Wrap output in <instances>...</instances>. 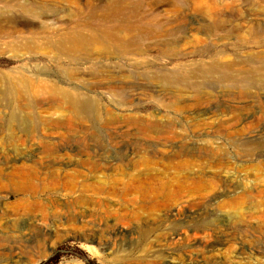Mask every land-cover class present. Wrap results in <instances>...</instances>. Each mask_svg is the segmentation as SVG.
<instances>
[{"label": "rangeland", "instance_id": "obj_1", "mask_svg": "<svg viewBox=\"0 0 264 264\" xmlns=\"http://www.w3.org/2000/svg\"><path fill=\"white\" fill-rule=\"evenodd\" d=\"M104 1H10L41 6L47 16L41 21L1 3L0 13L1 18L23 20L34 29L45 23L52 28L48 35L58 40V31L89 22L87 13L93 10L86 7L87 2ZM146 1L154 3L157 12L174 3L185 7L190 3ZM251 1L226 0L225 15L248 20L247 15L255 21L256 17L246 14ZM78 7L85 14L76 15ZM174 18L162 14L160 20ZM204 23L201 13H190L172 34L142 41L148 45L145 55L131 60L94 45L89 51L92 64L84 62L82 54L63 55L39 39L33 40L32 49L17 40L0 39V264H264V88L244 80L253 68L264 73L260 62L264 43L262 47H235L236 38L225 36L209 55L220 51L225 63L237 62L236 88L229 92L228 83L200 86L202 80L191 73L208 59L204 47L195 42V38H205L196 29ZM102 25L113 26L91 20L92 28ZM179 75L184 77L177 82ZM160 76L171 78L167 82ZM52 87L57 88L54 95H41V90ZM66 94L95 99L103 118L93 122L75 117L65 105ZM81 139L91 146L101 142L100 156L109 155L104 148H109V141H159L158 147L163 148L148 154L161 178L174 183L178 174L168 164L179 146L201 147L203 139H209V147L219 149L211 158L193 152L188 158L174 159L191 161L186 170L190 180L184 182L188 191L143 204L133 202L132 193H113L109 180L118 171L115 165L91 174L81 164L87 158ZM166 141L174 147H164ZM163 154L171 158L160 159ZM144 181L152 183L153 179Z\"/></svg>", "mask_w": 264, "mask_h": 264}, {"label": "bare ground", "instance_id": "obj_2", "mask_svg": "<svg viewBox=\"0 0 264 264\" xmlns=\"http://www.w3.org/2000/svg\"><path fill=\"white\" fill-rule=\"evenodd\" d=\"M10 1H12V0H0V3L6 7L12 6V7L18 8L23 13L31 15L32 18H34L35 20H38V21H41L47 17V16H44V14L42 13L43 10H42L41 6H39V5L32 4V3H29V4H18L17 3V5H16V4H11ZM245 1H249V0H245ZM104 2H105V4H102V3H95L94 4V3L87 2L86 7L88 5L89 7H91V10H93V12L89 11L87 13L89 15L88 16L89 22L85 23V25L76 24L74 27L69 26L68 28H64L63 29L64 31H58L57 33H55L56 35L59 36L58 40L55 37L48 35V34H51L52 28L47 26L45 23L40 24L38 29H34V28L30 27L31 24H29L23 20H18V19L9 20V18L8 19L1 18L2 15L0 13V39L1 38L4 40L5 39H12L13 41L17 40L19 43H21V45L23 47H25L27 49H32V47H33L32 45L35 44V42H36L33 40L39 39V40H42V42L46 43L47 45L49 44V45L57 48L59 50V52L63 55L75 57L77 55L82 54L83 55V61L87 62V63H91V64L93 62V58H92V55L89 53V51L92 48V46H94V45H101L104 51H106L107 53H111V54H117L118 58L124 57V58L131 60L132 59L131 57H134V56L137 57V56H144L145 55V50L148 49V45L146 46L145 44H142V41L147 40V39L160 38L162 36L170 35L177 29V27H179L181 25V21L182 22L185 21V18L190 13H192V14L193 13H201L204 16L206 23L201 24L196 29L200 32H203L205 34V38H202V37L195 38V42H196V44H200V45H202V47H204L203 53H208L207 54L208 59L205 63L203 62L205 60H202V62L204 64H202V62H201L202 65H199V66H197L196 69H193V71L191 73L192 77H194V79H195V77H197L198 80L199 79L202 80V83L200 82L201 83L200 86L201 85L206 86L207 84H214L215 85L217 83H222V84L228 83L227 84L228 86L225 88H228L229 92H232L236 88L235 84H236V82L239 81V78H237L238 76L236 77V74L234 73V71L236 70L235 68L237 67L238 64L235 60L225 63L224 62L225 59L223 58L225 56L224 55L222 56L220 51L214 52V53L212 52L213 54H211V56H210L209 51L213 50V49H211L213 47V45L217 44L218 41L226 38L225 36L229 37V35H232L236 38L237 41L233 44L235 47H237L238 45H241V46L242 45H246V46L247 45H251V46L253 45V46L262 47L263 43H264V39H263L264 37L262 35L264 33V0L251 1V6L249 7V12H246V14L256 17L255 21L249 20V18H248L249 16H247V15L245 18L248 20H242V19H238V20L236 19L235 20V19H230L229 17H227L225 15V11H224L225 8L223 9V6L226 5L225 4L226 0H189L190 3L187 7L182 6V5H178L177 3H174L173 5L170 6L169 9H166L163 11H158V12L153 5L154 3L152 4L146 0H142V1L141 0H134V1L133 0H106ZM156 6H157V4H156ZM230 6H231V4H227V8L234 10V6H232V7H230ZM77 10H78V12L76 13ZM246 10H244V11H246ZM76 11H75L76 15L77 14H85V11H83L79 7L76 9ZM162 14L173 15V16H175V18L171 22L170 21L161 22L160 19L162 17ZM258 17H260L261 19L257 20ZM93 19H96V20L101 19L102 21H104L108 25H109V23H112L113 26L109 27L106 25H102L99 28H92L91 20H93ZM235 23H237V25H235ZM86 29H88V30H86ZM219 33H224V35L220 37ZM6 43H7V41H6ZM14 43H16V42H14ZM223 45H225V44H223ZM216 47H215V49H216ZM164 48H165L164 46L160 47L162 54L164 53ZM227 48H228V46H227ZM196 51H198V50H196ZM258 53H259V51H258ZM224 54H225V52H224ZM263 57H264V55L261 56L260 62L264 64V58ZM228 59H229V57H228ZM236 60H238V59L236 58ZM238 62H240V61H238ZM249 63H247V64H249ZM261 68H263V67H261ZM237 70L240 71V69H237ZM91 71H92V69H91ZM197 71L200 74H198ZM245 71L246 70H244V72ZM249 71H250V73L251 72L252 73L251 74H248V72H247V74L245 73L246 75L244 76V80L247 79V81H249L250 84H255V85L257 84L258 86L264 88V79H263L264 77L262 78V76H264L263 75L264 73H262L263 70L262 71L260 69L254 70V68H253L252 71L251 70H249ZM70 72H71V70H70ZM70 72H68V73H70ZM71 75H73V74H71ZM143 76H145V75H143ZM160 77L162 78V80L167 81V82L171 78V77L168 78V76L165 78H164V76H160ZM183 77L184 76H181V75L176 77L177 82L183 80ZM194 84H196V83H193V85ZM245 85H246V83H245ZM97 86H93V87H97ZM219 87H220V85H219ZM31 89H32V87H31ZM56 89H54L53 87L50 89H43V90H41V95L42 94L54 95L56 93ZM247 89L248 88L245 87L242 90H244L243 92H246ZM59 90H57V91L60 92L61 90L60 91ZM39 91H40V89H39ZM64 93H66V92H64ZM246 95H249V94H246ZM50 97H52V96H50ZM37 99H40V98H37ZM64 99L63 100L65 102V105H67L69 107V109L72 110L75 117H77L79 119L89 120V121H93V122H99L100 118L102 117L100 115L101 114L100 111L102 108H100L99 104L97 103V101L95 99H90V98L87 99V98H82V97H71V96L69 98V95H67V94L64 96ZM49 100H50V98H49ZM51 101H52V99H51ZM43 102H44V100H43ZM57 102H59V101H57ZM29 106H30V104H29ZM107 115H109V113H107ZM14 117L17 120H20V116H18L17 114H15ZM37 119H39V118L37 117ZM21 121L22 120L18 121V123H20ZM31 121H33V120H31ZM108 123H109V118H108ZM39 124H41V123H39ZM70 124L68 123V125H70ZM95 125H96V123H95ZM163 126H161V127H163ZM78 127H80V126H78ZM165 128L166 127H164V129ZM74 129H76V128H74ZM74 129H73V131H74ZM82 129H80V130L82 131ZM97 129H98V127H97ZM15 130H18V128ZM24 130H26L27 132L29 131V129H26V128ZM85 131H86V129L84 130V132ZM87 131H88V129H87ZM172 131H173V129H172ZM174 133H176V132H173L172 134H174ZM86 134L87 133H85L84 135H86ZM94 135H93V137H94ZM82 138H83V136H82ZM88 138H89V135H88ZM82 140L83 139H81L80 142ZM89 140H91V138ZM159 140H162V139H159ZM203 140L205 141V144H203V142H202L203 145L201 147H191L187 143L182 144L176 150H174L173 154L171 155L172 158L170 157V155H166V154L159 156L160 159L171 158V162L168 165L172 166L175 169V172L178 174L177 179H176L177 180L176 183L170 181V179L168 180L167 177L165 179L161 178V176H163V175H161V176L159 175V173H158L159 168L158 167H157L158 169L156 168V166H155L156 162L153 160V156H150V154H148L149 151L156 152V151L161 150L160 148H163V146L162 147L159 146L160 148L158 147V145L160 144L159 141L149 142L148 140H138V141L128 142V143H124V144H121V142L115 141V140L109 141V148L104 147V148H106L105 149L106 152L109 149V155L100 156L101 154L99 155L97 150H100L99 148H100V146H103V144L101 142H99L97 144L95 143L96 145L91 146L88 143H85V140H84L83 144L81 142V145H82L83 149H85V151H87V158L83 159L81 164L86 169H88L91 174H94V173L96 174V172L105 168V166L115 165L114 167L118 171L116 172L115 175L111 176L110 180L108 179L110 182L109 184L112 187L111 189H112L113 193L114 192L120 193V194L132 193V194H134V198L132 199L133 202H138V203H143V204H145V203L156 204V203H159V197H161V199H163V200H167L171 195L182 193V192H185L187 190L184 188L185 187L184 182L188 181V179L190 178V176L186 170L191 168V165H192L191 161L189 162L187 159L184 161H177L176 162V161H174V159H179V158H182L185 156H187V158H188V156H193V152H194V155H196L195 152H197L198 155L205 156V158L206 157L211 158L212 155H214L215 152H217L218 147L216 149L213 147H209V145L212 143V141H210L209 139H203ZM86 142H87V140H86ZM162 144L164 145V147H168L171 149L174 147L170 141H166ZM51 146H50V149H52ZM62 146H65V145L62 144ZM66 148H64V150ZM48 149H49V146H48ZM183 150H185V152ZM69 151H71V150H69ZM48 152H49V150H48ZM50 152H55V151H50ZM129 152H131V153H129ZM113 153H116V154H113ZM111 154H113V155H111ZM158 154H159V152H158ZM54 155H55V153H54ZM102 155H104V154H102ZM154 155H156V154H154ZM217 159H219V158H217ZM198 160H197V162H198ZM220 161H221V159H220ZM165 163H167V162H165ZM158 166H159V164H158ZM193 167L195 168L196 166H193ZM54 171H56V170H54ZM76 171H77V169H76ZM100 173H101V171H100ZM56 174L57 173H55L53 176H57ZM58 174H59V172H58ZM63 174H65V173H63ZM67 174H69V173H67ZM117 174L119 176H117ZM170 176L172 177V175H170ZM97 178L99 179L100 177H97ZM145 178H151V179H153V182L148 183V182L144 181ZM78 179L80 180V178H78ZM104 179H106V178H104ZM202 182H204V181H202ZM176 184H178V186L175 187ZM83 185H84V183H83ZM90 186H92V185H90ZM94 186H92V187H94ZM97 186L98 185H96V187ZM104 186L109 187L108 184H104ZM191 186H193V185H190V187ZM198 186H199V183H198ZM196 188H198V187H196ZM259 191L262 192V190H259ZM263 192H264V189H263ZM78 199H80V198H78ZM78 201H80V200H78ZM88 201H90V200H88Z\"/></svg>", "mask_w": 264, "mask_h": 264}, {"label": "trees", "instance_id": "obj_3", "mask_svg": "<svg viewBox=\"0 0 264 264\" xmlns=\"http://www.w3.org/2000/svg\"><path fill=\"white\" fill-rule=\"evenodd\" d=\"M89 264H94V263L92 261H90Z\"/></svg>", "mask_w": 264, "mask_h": 264}]
</instances>
